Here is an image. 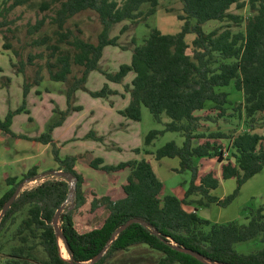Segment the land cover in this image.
I'll list each match as a JSON object with an SVG mask.
<instances>
[{
	"label": "trees",
	"instance_id": "obj_1",
	"mask_svg": "<svg viewBox=\"0 0 264 264\" xmlns=\"http://www.w3.org/2000/svg\"><path fill=\"white\" fill-rule=\"evenodd\" d=\"M167 1L182 3L183 14L178 15L183 22L182 30L169 35L152 29L143 45L135 44L132 48L129 65H121L116 73H104L116 83H122L129 72L135 73L129 86L130 103L120 112L122 116L140 122L142 108L146 107L156 122L162 123L163 116L169 119L164 131H152L145 137L146 147L165 132L179 133L184 137L182 146L172 141L155 152L144 148L143 153L153 156L156 162L178 159V173H191L190 182L185 184V199L181 200L168 191L150 159L106 165L102 158L90 152L62 158L53 138L54 127L72 111L78 110L73 104L75 92L85 86L92 72H102L100 61L105 49L118 47V36L129 28L124 26L118 36L112 37L114 27L124 22L135 25L142 17L155 15L160 0L43 1L40 9L54 12L51 24L55 26L56 42L48 44L51 38L45 36L34 40L32 45H47L50 50L46 61L49 79L66 86L68 109L61 113V119L55 125L51 124L48 131L37 138L14 133V117L29 113L28 93L33 86L44 81V76L42 67L34 70L33 78L27 73V68L34 65L36 58H42V54L29 55L27 62L15 63L11 59L12 67L24 78V101L17 110H10L4 120L0 119V131L5 137L50 145L58 164L57 171L71 174L74 180L71 182L68 178L56 176L40 179L36 186L23 189L1 218L4 205L19 186L38 178L39 172L35 166L20 180L5 176L10 189L0 199V264H88L106 247L107 251L96 264H110L119 255L140 246L161 253L158 264H264V204L245 209L246 224L238 221L214 223L184 208L193 205L197 211L199 207L212 205L226 207L248 180L264 171V135L253 130L258 118L264 119V0ZM28 2L4 0L0 17ZM247 6L257 14L249 19L245 33L234 32L231 26L208 33L204 31V25L211 21L242 23L243 18L233 14L232 9L241 10ZM85 12L97 14L101 23L97 43L83 40L68 27L72 19ZM45 23L46 17L37 20L29 25L27 34L39 33ZM8 24L6 19L0 21V35ZM189 34L196 35L192 45L186 41ZM3 46L5 50H12L10 43ZM16 55L19 54L16 52ZM74 66L82 69L81 76H73ZM2 79L6 81L2 86L11 82L6 76ZM230 87L243 94L242 101L230 98L231 94L226 91ZM109 93L112 90L105 87L92 95L103 97ZM222 120H237L249 129L239 132L235 128L238 132L232 133L208 129L211 124ZM29 121L32 122V118ZM87 137L99 142L104 140L94 132ZM224 149L228 150L229 156L224 155ZM205 157L216 158L220 168L200 176L196 160ZM78 163L108 176L111 185L104 193L83 189L86 179L79 171ZM126 171L128 176L121 181V174ZM223 180L237 183L235 193L225 199L216 195ZM73 183L75 189L70 197ZM70 199L72 208L65 206L60 221L70 247L69 259H66L61 253L53 219ZM85 206L88 223L98 220L90 228L75 218V212ZM133 219H139L147 226L133 223L112 240L115 232ZM254 239L261 241L262 249L248 254L237 251V244ZM175 246L191 250L203 260L179 251Z\"/></svg>",
	"mask_w": 264,
	"mask_h": 264
},
{
	"label": "rangeland",
	"instance_id": "obj_2",
	"mask_svg": "<svg viewBox=\"0 0 264 264\" xmlns=\"http://www.w3.org/2000/svg\"><path fill=\"white\" fill-rule=\"evenodd\" d=\"M4 0H0V7L2 6ZM43 1L47 0H29V2L24 5L15 8L13 11H11L8 15L5 17H0V21L6 19L9 24L5 26L2 29V34L0 35V77L1 74L4 76H8L12 71H10V65H11V59L13 58L14 62L17 63L20 60H23L24 62H27L29 55H38L42 54V58H36L34 60V65L32 67L27 68V73L30 78H33L34 76V70H36L39 67H42V75L44 76L45 81H49V74L46 68V61L48 54L50 53V50L47 49V45L35 47L32 45V42L36 39H41L45 36H48L51 38L50 41H48V44H53L56 42V36L54 35V29L55 26L51 24V16L53 15V11H47L43 12L40 9L41 3ZM12 1H9V4H11ZM148 7L145 8V13H147ZM232 13L243 18L242 23L237 22H227L221 23L216 21H211L204 25V31L206 33L211 32L212 30H215L219 28L220 30L225 29L228 26H231V29L234 32H246L247 25L249 19L253 18L255 13L252 12L249 7H245L244 9L238 10L237 8L232 9ZM183 14V5L182 3L178 1H167V0H160V6L157 11V13L150 17L141 18L138 23L135 25L130 22H124L112 30V37L118 36L120 34L121 29L124 26H129L128 30L124 32L123 34H120L118 37L120 39L119 46L118 47H109L105 50V54L102 58V64H101V71H94V73L91 76L90 81L85 84L83 88H80L77 90L74 94V97L76 96V93L79 92V97L81 100V106H77L78 110L76 112L81 113L84 111V106L88 109H93L94 112H97L96 109L99 107L105 108V109H113L115 108V102L117 101L119 106H122V103L124 104L126 100L130 99V89L131 83L135 77V73L133 71L129 72L128 75L125 77L122 83H116L114 81H111L108 79V77L105 75L104 72L107 73H116L119 71L121 65L127 64L129 65L132 60L133 51L132 48L136 45H143L145 39L148 37L150 31L152 29H158L163 34H169L174 35L179 33L182 30L183 22L178 19V15ZM43 17H46V23L43 29L35 34V35H28L27 29L29 25H33L37 22V20L42 19ZM68 27L72 29L78 36H80L83 40L91 43H97L98 35L100 34L102 30L101 23L99 21V18L97 14L93 12H85L78 16H76L74 19H72ZM10 30V31H9ZM81 31V33L79 32ZM7 37V38H6ZM196 35L195 34H189L186 37V41L188 44L192 45V42L194 41ZM135 42H134V41ZM4 43H10L12 45V50L8 51L4 48ZM121 47H125V49H122ZM16 52L19 55H16ZM81 68L78 66H74V72L73 76H81ZM2 76V78L4 77ZM1 78L0 84L6 83L4 79ZM89 79V78H88ZM20 85H18L17 82L14 83L15 88H20L19 91L14 89L12 92L14 105L13 108H17L16 105H20V107L23 105V96L24 95V78L23 76L20 77ZM63 88L66 86L64 84H61ZM34 87H39L38 85H35L31 88L30 92ZM105 87H108L110 90H112V93L107 94L103 97H95L92 95V93H99L101 92ZM231 88V87H230ZM66 90V96H67V88ZM226 90V89H225ZM231 96L236 98L237 100L240 99V97L243 98V94L236 91V89H227ZM28 93V96L30 94ZM27 96V97H28ZM34 96L40 97V94L38 93V90L34 92ZM48 96V95H46ZM82 96H85L86 99H83ZM33 98V97H32ZM242 100V99H241ZM56 100L52 98H48L42 105L39 106V114L41 115V120L48 119L50 114L53 112V114H58V120L54 122L53 124L57 123L61 119V113L64 111L60 110L56 106ZM99 101V102H98ZM98 104L95 106V103ZM16 103V104H15ZM27 107H28V101L26 100ZM0 104H1V98H0ZM84 105V106H83ZM95 106V107H92ZM116 107V114L122 115L120 112V109ZM2 108V106H0ZM38 106L35 107L37 109ZM18 109V108H17ZM16 109V110H17ZM126 109V108H125ZM124 109V110H125ZM12 110V109H11ZM29 113H20L29 115L30 110L27 108ZM15 111V110H13ZM123 111V110H122ZM93 113L89 112V116H91ZM17 114L16 116L20 115ZM88 114V112H84V115ZM23 115V116H25ZM37 115V114H36ZM15 116V117H16ZM14 117V118H15ZM69 117V114L64 118L63 121H61L59 126L54 127L53 132L56 129L58 130L57 139L59 138V135L61 137H64L63 132L65 131L62 129L64 126V123L66 122L67 118ZM77 119V118H76ZM73 120L71 123L65 124L63 128H69L70 125L73 123ZM14 122V120H13ZM169 122V119L166 116H163L162 123H158L154 120L151 112L146 107L142 108V117L140 122H135V131L140 132V146L135 147V149H126L127 147H130L128 143L126 142V139H123L122 137L118 138L117 141L122 143V148H124L122 151H113V152H107L105 153V156L107 157V163L108 164H114L119 163L123 161H129L131 159H134L133 157L139 155L140 152H136L139 147L145 148L149 151L155 152L156 150L163 147L165 144L169 142H176L178 146H182L184 143V137L179 133H171V132H165L158 136V138L153 142V144L149 147L145 146L144 140L145 137L152 131H164L165 130V124ZM240 124V125H239ZM13 125V124H12ZM220 127V128H219ZM235 128L238 129L239 132L248 130L249 127H246L239 123L237 120H229V121H221L216 124H212L210 127L211 132H218V130L221 132L226 133H232V132H238L235 130ZM29 128L23 125V122L20 120H17L16 125V131H27ZM222 129V130H221ZM254 132L260 133L264 135V119L263 117H259L257 120V123L253 127ZM83 138H70L64 140L58 147L63 151L68 150H75L77 153L79 151H83L86 147V143H79L77 146L70 147L68 144L75 143L82 141ZM84 139H87L86 137ZM95 140V139H93ZM123 140V141H122ZM101 142V141H100ZM104 140L101 142L103 143ZM57 144V143H56ZM138 145L137 139L131 144V145ZM68 145V146H67ZM227 146V145H226ZM48 149H43L42 151H39L41 165L38 168L39 169V179L37 181H29L27 182L23 189L32 188L36 186L38 183H40V179H44L43 177H40L42 174L49 172L51 170H58V167L55 165L56 162L53 157L52 153V147H47ZM113 148L116 149V146L113 145ZM15 153V152H14ZM229 156V153H227ZM42 156V158H41ZM141 157V156H140ZM215 158H209L203 163L200 164L199 169L200 171L206 167H212V161ZM167 163L161 165V167H158V165L155 166V170L160 173V177L162 178V181L165 182L167 185V188L171 194L175 195V192L173 191L174 186L181 184L182 182H190L191 180V173H172L171 168L172 167H178L177 159H167ZM176 163V164H175ZM175 164V166H174ZM35 165V164H34ZM32 165V166H34ZM201 165L204 167L202 168ZM3 163L0 160V172L3 170L1 167H3ZM9 169V168H7ZM82 169L86 170L85 173V179L86 183L83 186V189H87L88 185H91L95 187L98 192L104 193L106 191V188L109 186V181H107L106 177H103L102 175H99L97 173H94V171L90 169H85L82 167ZM92 172V173H91ZM237 189V183L235 180H225L222 182L221 187L219 188L217 194L218 196L222 197V199H225L226 197L232 195L235 193ZM97 192V193H98ZM98 193V194H100ZM264 200V171L256 176H254L252 179L248 180L241 188V190L238 192L237 196L233 200L231 204H229L226 207H222L219 205H212L211 209L209 211L207 210H199V216L202 218H206L209 214V219L214 223H228L232 221H238L240 223H245V209L249 206L257 207L260 202ZM71 199L66 206L68 208L71 207ZM87 217V206L84 208L77 210L75 212V218L77 222L83 223L85 227H92L95 225L98 220H94L92 223H88L86 220ZM61 243V253L64 258L69 259V255L65 249V246L60 240ZM263 248V244L259 239H254L248 242L239 243L236 245V249L240 253H251L254 251H257L259 249ZM162 254L153 251L145 246H140L137 248L132 249V251L128 253H124L119 255L114 261H112L110 264H158V261L160 260Z\"/></svg>",
	"mask_w": 264,
	"mask_h": 264
},
{
	"label": "crops",
	"instance_id": "obj_3",
	"mask_svg": "<svg viewBox=\"0 0 264 264\" xmlns=\"http://www.w3.org/2000/svg\"><path fill=\"white\" fill-rule=\"evenodd\" d=\"M108 48L109 47H107L106 49H108ZM102 61L103 60L101 59L100 66L102 64ZM9 68H10V71H12V72L7 77L11 79V82L9 84L3 85V86H2V84H0V98H1L0 106H2V108L0 107V119H2V120H4L6 118L8 112L11 109L16 110L17 108L20 107V105H16L17 108H13V105H14L13 96L14 95L12 94V92L14 91V89L19 91L20 88H17V87L15 88L14 83L17 82L18 85H20L19 82H20V77H22V75L19 74L12 67V65H10ZM93 73L94 72H92L89 75L88 82L90 81ZM3 74L6 75L5 71ZM4 75L1 74L0 81H1L2 76H4ZM61 84H63V83L51 81L49 79V81L44 80L40 85H38L39 87H34L32 89V91L30 92L29 96L26 99L28 101V107L27 108L30 110V114L29 115L20 114L14 118V122L12 125V130L14 133H16L18 135H25V136H28L30 138H37L41 134L48 131L50 125L58 120V114H53V112H52L47 120L46 119L41 120V118H40L41 115L39 114V110H40L39 106L42 105V103H44L48 98H52V99L56 100L55 101L56 106H54V107H58L59 111L60 110L66 111L68 109V102H67V96H66V90H65L66 87L63 88ZM37 90H38V93H40V97L36 98L34 96V92ZM46 95H48V96H46ZM22 96H23V100H24V95L22 94ZM82 98L86 99L85 96H82ZM230 98L234 101H242L243 100L242 97H240L239 100H237L235 97L233 98L232 96H230ZM80 102H81V100L79 97V92H77L76 96L74 98V103H73L74 107L81 106ZM98 102L95 103V106L98 104ZM129 103H130V99H129V102H128V100H126L124 104L122 103V106H119L117 101H116L115 102V108L107 110L105 108L99 107L96 109L97 112H95V113H93L94 112L93 109H88L84 105H83L84 111H82L81 113L78 114V112L72 111L69 114V117L67 118L66 122L64 123V126H65V124H68L69 122L71 123V121L74 118L73 123L70 125L69 128H63L64 126L62 127V129L65 130L63 132L64 137H61V135H59V138H62V139H57V134H58L59 129H56L53 132L54 141L59 146L66 139H70V138H76L77 139V138L81 137V138H83L82 141L70 143L68 145L70 147H73L74 145L75 146L79 145V143H86L85 144L86 147H85V149H83V151H79L77 153H73V152H76V149L75 150L71 149V150H68L66 152L61 150V153H60L61 157L64 158L66 156H77V155H82V154H85L87 152L88 153L90 152V153H92L93 156L102 158L106 165H118V164L123 163V162H128V161H123V162H119V163L108 164L107 163L108 159L105 156V153L113 152V151H122L124 149V148H122V143L117 141L118 138H120V137H122V138L124 137L123 139H126V142L130 146V147H127L126 149L132 150V149H135V147L140 146L139 144H140V140H141L140 139L141 134H140V132L135 131V125H136L135 122L136 121L129 120L122 115L116 114V107L119 106L120 109H118V110L122 111L125 108H127ZM36 106H38L37 109H35ZM95 106L92 105V107H95ZM86 111L88 112V114L84 115V112H86ZM89 112H91L93 114L91 116H89L90 115ZM23 115H25V116H23ZM30 118H32V122L29 121ZM17 120L22 121L23 125H25L27 127L29 125L30 129H28L27 131H23V130L16 131ZM211 126H212V124L208 128L209 130H210ZM92 132H94L96 134V136L102 137L104 139V142L101 143L99 141L93 140L92 138H88L87 137L88 134L92 133ZM85 137L87 139H84ZM135 139H137L138 145H135V144L131 145L135 141ZM113 145L116 146V149L113 148ZM49 146L50 145H45V144H41V143H33L31 141H28V140H21V139H17V138L5 137L3 135V133L0 131V160L4 165L3 167H1L3 170L0 172V199L10 189V186L7 184V182L5 180V176L8 175L10 177H16L20 180V179H22V176L25 173H27L31 168H33L35 166L39 168L41 165V161H39L40 160L39 151H42L43 149L46 150V149H48L47 147H49ZM138 149H140L139 155L133 157L134 159H131L129 161H140V160L146 159V158L150 159L152 164H153V168H154L155 173L162 180V178L160 177L161 176L160 173H158L155 170V166L158 165V167H161V165H163L164 163L166 164L168 160L163 159L160 162H156L153 159V156H147L143 153L144 148L139 147ZM225 152L229 153L227 149H224V153ZM41 158H42V156H41ZM207 159H209V158H206V157L205 158H199L196 160V162H197L198 166H200V164L203 163L204 161H206ZM175 164H174V166H175ZM177 164H178V167H172L171 168L172 173H175V172L178 173L177 170L179 169V160L177 161ZM212 164H213L212 167H206V168H204L201 165V167L204 169H202L200 171V176H202L204 173H206L207 171H209L211 169L220 168V163L218 162V160L216 158L213 159ZM32 165H34V166H32ZM55 165L58 167L57 163ZM77 167H78L79 171L84 176L87 174V173H85L86 170L82 169V167L85 168L83 165L78 163ZM7 168H9V169H7ZM85 169H88V168H85ZM90 170H92V169H90ZM92 171H94V170H92ZM38 172H39V169H38ZM94 173H97V172L94 171ZM128 173L129 172L126 171V172L121 174V181H124V179H126V177L128 176ZM97 174H99V173H97ZM99 175H102V174H99ZM102 176L106 177L107 181H109V178L107 175H102ZM223 181H221V185H222ZM186 183L187 182H182L181 184H178V185L172 187L173 191L175 192V196H177L181 200L185 199V193H186L185 184ZM110 185L111 184L109 181V186ZM166 187H167V185H166ZM87 188H91V189L95 190L96 192H98V190L91 185H88ZM218 190L216 191L217 196H218V194H217ZM98 193H100V192H98ZM100 194H102V193H100ZM218 197H220V196H218ZM220 198L222 199V197H220ZM262 204H264V200H262V202H260L258 204V206H260ZM211 207H208V208L199 207L198 210L196 211V206H193V205H185L184 206V208L187 212H190V213L191 212H197L198 215H199L200 209L209 211L211 209ZM246 214L247 213L245 212V223L244 224L247 223ZM209 217H210V215L208 214L205 219H209Z\"/></svg>",
	"mask_w": 264,
	"mask_h": 264
},
{
	"label": "water",
	"instance_id": "obj_4",
	"mask_svg": "<svg viewBox=\"0 0 264 264\" xmlns=\"http://www.w3.org/2000/svg\"><path fill=\"white\" fill-rule=\"evenodd\" d=\"M47 176H56V177H62V178H68L71 182H73V176L71 174H67L65 172H62V171H57V170H52V171H49V172H46L44 174H42L40 177H47ZM39 179L38 178H34L32 179L33 181H37ZM30 180V181H32ZM27 182L25 183H22L19 188L17 189L16 193L12 196V198L4 205L3 207V210H2V214H1V218L5 215V213L11 208V206L13 205V203L15 202V200L17 199V197L19 196L20 192L23 190V187L24 185L26 184ZM74 183L72 185V189H71V194H70V197L73 195L74 193ZM66 204H64L59 210L58 212L56 213L54 219H53V226L55 228V231L57 233V236L59 237L60 240H62L64 246H65V249L67 251L68 254H70V247H69V244L66 240V238L64 237L63 235V232L61 230V227H60V221L62 220L63 216H62V212L65 208ZM133 223H142L143 225L147 226L145 223H143L142 221H140L139 219H133L131 221H129L128 223H126L125 225L121 226L114 234V237L112 238V240L115 239V237L117 235H119L120 233H122L124 230H126L131 224ZM175 248L179 251H182V252H185V253H188L198 259H202V256L191 251V250H188V249H185V248H180V247H177L175 246ZM108 247H106L104 249V251L99 254L95 259H93L91 262H89L88 264H96L103 256V254L107 251ZM209 264H218V263H210L208 262Z\"/></svg>",
	"mask_w": 264,
	"mask_h": 264
},
{
	"label": "built area",
	"instance_id": "obj_5",
	"mask_svg": "<svg viewBox=\"0 0 264 264\" xmlns=\"http://www.w3.org/2000/svg\"><path fill=\"white\" fill-rule=\"evenodd\" d=\"M225 156H228L227 152L224 153Z\"/></svg>",
	"mask_w": 264,
	"mask_h": 264
}]
</instances>
